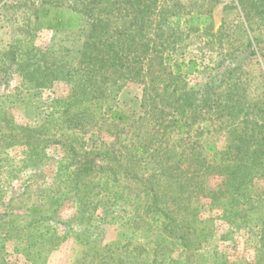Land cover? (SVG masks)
<instances>
[{"label":"rangeland","instance_id":"obj_1","mask_svg":"<svg viewBox=\"0 0 264 264\" xmlns=\"http://www.w3.org/2000/svg\"><path fill=\"white\" fill-rule=\"evenodd\" d=\"M5 1L16 2H0V55L15 46L33 67L91 73L73 76L74 91L49 69L0 86V264L167 263L179 258L178 233L194 264H264V24L250 30L235 0H179L211 8L212 23L186 30L161 65L154 17L139 16L147 27L133 44L112 32L126 26L117 19L96 47L88 20L56 33ZM182 59L198 71L171 73ZM222 60L217 73L241 64L239 84H220L209 105L181 104L179 92L201 89Z\"/></svg>","mask_w":264,"mask_h":264},{"label":"trees","instance_id":"obj_2","mask_svg":"<svg viewBox=\"0 0 264 264\" xmlns=\"http://www.w3.org/2000/svg\"><path fill=\"white\" fill-rule=\"evenodd\" d=\"M3 0H0L2 2ZM16 1V2H15ZM15 3L4 2L5 7L19 9L21 7H27L31 13V19L35 22L37 28H46L53 32H64L67 30H75L80 26V23L88 20L90 27L87 33V41L93 40L96 36L98 41L93 43L96 47H101L103 37L105 39H112L113 35L110 34L107 30V26H111L112 22H116L117 19L124 18V24L122 31L119 30L118 26L111 27L114 35L123 32V37L125 41L134 43L135 36L134 34L139 31L140 33H145L147 26H143L139 23L138 19L140 15H148L147 19L154 17L157 23L156 30L159 32L155 33V36L160 38L155 47H159L155 51L156 56L159 54L160 63L167 64L166 58L162 57V54L165 52H170L178 43L179 36L185 33L191 26H194L196 29L204 26L209 27L212 23L211 17V8H206L205 11L201 8L196 7L187 8L184 4H181L179 0H172V3L169 0H165L162 3H158V0H15ZM216 4L218 0H209ZM236 5H231L233 8H237L239 13L242 16V19L249 26L250 30H253V27H259L264 24V0H235ZM110 16V17H109ZM129 19V20H128ZM112 20V21H111ZM254 23V24H253ZM121 29V28H120ZM129 30V31H127ZM28 32V30L26 31ZM131 32V33H128ZM161 36L162 41H161ZM96 38V39H97ZM117 41L116 46L118 45V39L114 38ZM143 47H149V44L142 43ZM145 44V45H144ZM246 46L253 47V42L246 38ZM10 49L6 54H1L0 57L3 60V63L0 64V86L7 85L9 81L14 77V75H20L24 78L26 83H34L36 79L40 78L46 69H49L52 74L56 77L62 76L70 80L71 90L76 89V85L80 86L79 83H76L77 77L73 76L76 74L87 76L89 70L86 67H66L62 63H58L55 67H48L47 63L45 66L39 65L41 61H37L34 67L28 63L26 60H20L17 58V53H15V46ZM171 47V48H169ZM14 51V54L11 56L10 53ZM32 54L40 52L38 49H31ZM31 53V52H29ZM256 54L255 48L251 49L249 53L245 54V57H252ZM90 56V55H89ZM87 56V57H89ZM86 57V58H87ZM162 57V58H161ZM240 57V56H238ZM237 57V60H239ZM96 57H92V59ZM84 62V61H83ZM224 61L216 64L215 70L210 76V80L206 82L199 90H192L185 88L179 92L176 98L188 106H199L201 104L209 105L213 101V94L220 88V84L226 83V81L232 79V83L239 84L241 75L244 73L243 68L240 63L230 64L225 67L224 71L217 73V70L222 67ZM93 65L94 62H93ZM64 66V67H63ZM197 62L195 59H182L179 62H176L172 66V72L182 78L186 77L191 73L197 72ZM91 73V72H90ZM217 77H220L219 83L215 80ZM87 78V77H86ZM87 80V79H86ZM88 82L84 80L83 86H86ZM86 84V85H85ZM34 85V84H32ZM75 93V92H74ZM77 93V92H76ZM86 91L78 92L76 98L82 96L79 101L88 100L85 94ZM73 96V95H72ZM9 96H6V99ZM75 98V97H74ZM76 101L77 103H80ZM3 104V102L1 101ZM112 119L123 120L126 118L124 115L119 113L117 110H111ZM206 151L210 152L213 155V159L216 160L219 156V153L215 146L206 147ZM11 172H14L11 170ZM15 175L13 174V177ZM2 191L0 192L1 195ZM35 211V210H34ZM4 216L0 217V222H2ZM162 232H167V225L162 228ZM180 229V228H179ZM178 229V230H179ZM174 232V228L170 232ZM173 234V233H172ZM181 242L178 244H173L174 247L178 246L181 249L178 251L179 258L172 259L169 258L167 263L160 261V264H194L195 258L189 254L191 250L187 245V237L185 234L178 233ZM188 234V233H187ZM171 235V234H170ZM5 237L1 239L4 240ZM185 242V244L183 243ZM168 246V245H167ZM177 250V249H176ZM175 249L170 252H175ZM156 256L154 260L158 259L159 251H155ZM184 258H180L182 256ZM158 263V262H157ZM235 264V263H228Z\"/></svg>","mask_w":264,"mask_h":264}]
</instances>
